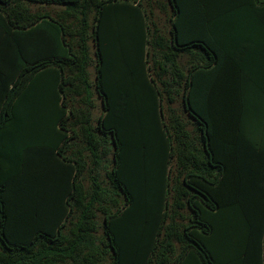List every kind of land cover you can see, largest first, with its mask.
<instances>
[{"label": "trees", "instance_id": "obj_1", "mask_svg": "<svg viewBox=\"0 0 264 264\" xmlns=\"http://www.w3.org/2000/svg\"><path fill=\"white\" fill-rule=\"evenodd\" d=\"M0 264H264V0H0Z\"/></svg>", "mask_w": 264, "mask_h": 264}, {"label": "crops", "instance_id": "obj_2", "mask_svg": "<svg viewBox=\"0 0 264 264\" xmlns=\"http://www.w3.org/2000/svg\"><path fill=\"white\" fill-rule=\"evenodd\" d=\"M114 6H117V5L111 4V6L109 7L110 8V13L107 14V12H106V14H107V15H105L106 19L107 20H122V14L120 12H117L116 11L117 9L114 12ZM92 99L95 102V104L97 105V109L96 110L93 109L92 113H94L95 117H99L102 114V111L99 108L100 99L94 93L93 90H92ZM33 135L35 136L34 139H33V142L35 141L36 137H37V142H35V144L33 146H30V151L34 152V153L36 151H38L39 154H40L41 153V149L44 147V144H45L46 129L42 128V127L38 128V129H34L33 133H30V137L33 136ZM99 135H101L99 132L95 133L96 138H100Z\"/></svg>", "mask_w": 264, "mask_h": 264}, {"label": "rangeland", "instance_id": "obj_3", "mask_svg": "<svg viewBox=\"0 0 264 264\" xmlns=\"http://www.w3.org/2000/svg\"><path fill=\"white\" fill-rule=\"evenodd\" d=\"M100 106V105H99Z\"/></svg>", "mask_w": 264, "mask_h": 264}]
</instances>
